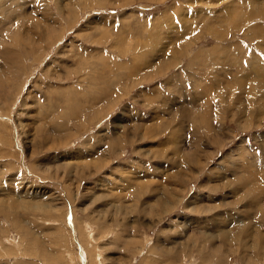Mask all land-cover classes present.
Here are the masks:
<instances>
[{"label": "rangeland", "instance_id": "374dc122", "mask_svg": "<svg viewBox=\"0 0 264 264\" xmlns=\"http://www.w3.org/2000/svg\"><path fill=\"white\" fill-rule=\"evenodd\" d=\"M0 264H264V0H0Z\"/></svg>", "mask_w": 264, "mask_h": 264}, {"label": "bare ground", "instance_id": "6f19581e", "mask_svg": "<svg viewBox=\"0 0 264 264\" xmlns=\"http://www.w3.org/2000/svg\"><path fill=\"white\" fill-rule=\"evenodd\" d=\"M207 123H208V125H207V127H206V131H210V129H211V122L209 121V119H208V117H207V115H206V117H205V119H204ZM208 134V133H207ZM11 243H14L12 240L10 241ZM11 245V244H10ZM16 246H18V245H16ZM18 247H21L20 245L18 246ZM16 248V247H15Z\"/></svg>", "mask_w": 264, "mask_h": 264}]
</instances>
